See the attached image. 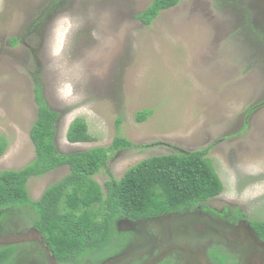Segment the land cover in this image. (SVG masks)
I'll list each match as a JSON object with an SVG mask.
<instances>
[{
    "label": "rangeland",
    "instance_id": "obj_1",
    "mask_svg": "<svg viewBox=\"0 0 264 264\" xmlns=\"http://www.w3.org/2000/svg\"><path fill=\"white\" fill-rule=\"evenodd\" d=\"M151 1L0 0V171L36 156L41 83L60 113V152L109 146L117 134L150 144L113 151L95 175L102 186L145 158L213 144L208 156L224 183L213 203L264 220V0H180L144 24L137 14ZM144 109L153 112L139 120ZM76 118L93 140H68ZM68 172L31 177V198Z\"/></svg>",
    "mask_w": 264,
    "mask_h": 264
},
{
    "label": "trees",
    "instance_id": "obj_2",
    "mask_svg": "<svg viewBox=\"0 0 264 264\" xmlns=\"http://www.w3.org/2000/svg\"><path fill=\"white\" fill-rule=\"evenodd\" d=\"M179 1L152 0L137 17L144 24H151L162 10ZM16 41L14 37L13 42ZM35 98L38 114L30 135L36 156L22 168L0 171V222L9 226L8 218L13 212H28L23 215L24 223L38 229L60 264H83L87 256L105 250L115 237H121L117 221L122 217L140 219L203 204L224 189L208 156L213 144L145 158L128 168L122 177H110L102 186L95 175L106 169L113 151L145 149L150 144H135L117 134L109 146L62 153L55 143L60 113L48 104L41 83L35 86ZM257 106L250 107L247 116ZM152 112V109L141 110L137 118L145 120ZM67 138L76 143L93 140L83 118H76L70 124ZM6 146V139L0 138V156ZM63 165L69 167V172L50 184L38 199H32L29 179ZM233 215V221L248 219L264 239V220L249 219L238 206L234 207ZM20 250L21 245H0V264H16Z\"/></svg>",
    "mask_w": 264,
    "mask_h": 264
},
{
    "label": "flooded vegetation",
    "instance_id": "obj_3",
    "mask_svg": "<svg viewBox=\"0 0 264 264\" xmlns=\"http://www.w3.org/2000/svg\"><path fill=\"white\" fill-rule=\"evenodd\" d=\"M194 214H202L225 224L237 225L242 220H247L249 222L246 218L233 221L231 218L234 217V207L230 205L218 206L213 203V198L204 201L203 204L151 217L140 219L122 217L118 219L117 225L121 220H125L128 223L123 225V228L118 227L122 234L121 237H119V242L115 243L116 249L111 250L108 254L103 256L92 255L86 259L84 264H113L112 258L115 256L131 249L144 246L143 250L137 252L123 263L143 264L161 254L162 251L168 247L165 244V237L163 235V230L165 229V224L163 223L171 220V222L178 224V222H176L178 218L193 216ZM33 227L34 226H29L25 223L15 225L10 223L8 226L9 229L7 230V226H3L0 222V235L19 234ZM17 245H21V250L18 252L16 264H60L50 252L47 245L37 240L21 242ZM187 253L182 250L172 249L155 264H192V262L195 261L200 264H241L242 260V252L228 249L221 244L219 240L206 246V259L204 256L198 253L195 254V252L192 251Z\"/></svg>",
    "mask_w": 264,
    "mask_h": 264
},
{
    "label": "water",
    "instance_id": "obj_4",
    "mask_svg": "<svg viewBox=\"0 0 264 264\" xmlns=\"http://www.w3.org/2000/svg\"><path fill=\"white\" fill-rule=\"evenodd\" d=\"M176 222L178 224L171 220L163 223L165 224L163 235L168 247L143 264H155L172 249L182 250L185 253L192 251L206 259V246L217 240L232 251L242 252L241 264H264V240L247 220L233 225L221 223L202 214H194L178 218ZM126 223L128 222L121 220L118 222V227L123 228L122 226ZM31 240L45 244L42 235L35 227L19 234L0 235V245L18 244ZM143 249L144 246H141L121 253L112 258L113 264H123ZM192 264L200 263L195 261Z\"/></svg>",
    "mask_w": 264,
    "mask_h": 264
}]
</instances>
